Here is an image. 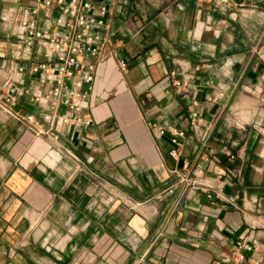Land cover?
<instances>
[{"label": "crops", "instance_id": "crops-1", "mask_svg": "<svg viewBox=\"0 0 264 264\" xmlns=\"http://www.w3.org/2000/svg\"><path fill=\"white\" fill-rule=\"evenodd\" d=\"M233 1L113 0L89 125L44 122L27 68L49 130L0 103V264H264V0ZM26 3L0 0V85Z\"/></svg>", "mask_w": 264, "mask_h": 264}, {"label": "built area", "instance_id": "built-area-1", "mask_svg": "<svg viewBox=\"0 0 264 264\" xmlns=\"http://www.w3.org/2000/svg\"><path fill=\"white\" fill-rule=\"evenodd\" d=\"M225 6L233 0H217ZM113 0H27L17 16L12 54L16 65L0 85V103L12 114L23 117L39 132L49 130L33 113L16 110L27 71L39 85L29 90L31 99L50 110L42 111V120L53 124L89 125L92 117L84 113L94 81L95 61L109 54L111 34L107 16ZM256 54L264 60V44L255 47ZM93 58V60H92ZM29 62V66L21 64ZM126 59L120 60L125 68ZM63 107V110L60 108ZM176 131L173 142L180 144ZM170 154L178 155L174 146ZM188 163V161H187ZM239 244H242L240 241ZM245 247L250 249L251 246ZM244 258V255H241Z\"/></svg>", "mask_w": 264, "mask_h": 264}]
</instances>
